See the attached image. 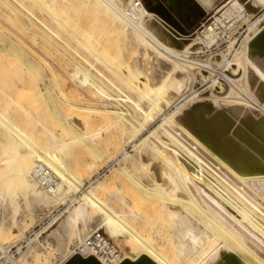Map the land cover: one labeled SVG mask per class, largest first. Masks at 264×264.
<instances>
[{"label": "bare ground", "instance_id": "6f19581e", "mask_svg": "<svg viewBox=\"0 0 264 264\" xmlns=\"http://www.w3.org/2000/svg\"><path fill=\"white\" fill-rule=\"evenodd\" d=\"M116 1L89 0V3H86L88 6H92L98 11L105 22H109L108 24H112L111 26L119 28L120 31L125 33V36L127 33L126 26L128 25L136 33V35L133 36L136 45H138V47H144L145 50L150 47L156 58L161 56L166 57L173 62L174 71L178 69L182 70L187 67L201 66L202 63L190 61L191 59H189L188 56L187 58L185 57L183 51L187 50L189 45L183 48L182 51H177L173 49L172 46L164 44L158 36L153 35L143 28L139 21H133L131 18L133 14L131 12L127 13L119 10L120 7L118 8L116 6ZM189 1L192 2V5L200 6V8L202 7V9L207 12L214 11L216 14L222 12L221 16L216 18L214 23L206 26L203 31L207 34V37L211 36L208 39L209 43H213L218 37L213 33V28L220 18H233V16L236 15L239 16L237 18L248 17L257 13L264 5V0H227L222 3V0H173L171 2H174L176 7H180L181 3L183 7H188ZM73 5V0H12L9 2H7V0H0V7L4 9V13L1 14V16L7 15L6 19H8V21L10 20L9 22H12L15 26L19 24L26 32H36V30H39L45 34V30L48 31L47 28L49 29V27H47L48 25L44 23L42 18V20L40 19L39 15L45 18L48 17L55 23L54 26L58 25L66 30V38L76 41L79 45L81 44V48L84 49V51H88L92 54L94 56V60L92 59L93 61L96 59L97 63H104V53L99 55L95 47H92L91 44L90 47L87 41L83 40L67 26L65 18L63 17ZM135 7V11H137L139 15V11L137 10L138 5ZM34 10H36L39 15H37ZM61 15H63V17ZM9 22L8 24H11ZM231 23L230 21V25L226 28V31L232 30L233 24ZM166 24L167 23H165V25ZM256 24L254 23L253 27L256 26ZM20 26L17 27L22 28ZM261 27L262 29L258 31L253 41L251 40L249 43V49L246 48V50L252 53V58H247V62L251 66L253 83L258 86V90L264 95V23ZM63 29L62 31L64 32ZM173 32L177 33L178 31L173 30ZM37 33L40 34L39 32ZM51 33L56 34V31H52ZM170 34L171 37L176 38L172 33ZM56 36L58 35H54V38ZM177 36L181 37L182 35L178 34ZM207 37L204 38L207 40ZM5 38L6 37L1 39L2 46L0 47V54L16 53L15 49L12 50L13 44H9L8 41V43H5ZM143 40L148 47L147 45L145 47L142 42ZM60 44L62 45V43H59V47ZM93 44V46L96 45V43ZM54 46H56V44ZM65 47L66 46H64V48ZM97 47L99 46L96 45V48ZM145 50L144 53L146 52ZM107 51L110 53L109 50ZM62 52L63 51H61V53ZM69 52H67V54ZM76 52L77 51H75V53ZM105 53L107 52L105 51ZM63 55L66 54L64 53ZM82 55H84V53ZM143 55L142 57H144ZM60 60L61 59H59V61ZM69 60L73 62L72 58ZM77 60V62H79L78 64H81L84 69L85 66L86 68L91 67L86 57L79 56ZM9 62L13 61L10 60ZM23 62L26 68L31 70L30 72L34 73V70H37L31 62ZM67 62L69 61L64 60L63 62L65 68L69 65ZM65 64L68 65L66 66ZM78 64H73L71 80H73V82L76 81L80 89L86 88V92L88 91L89 95H99L101 98L107 101H113L116 104H129L134 109V113L140 114L138 115L140 117L139 119L136 116L133 118V116L132 122L129 121L134 124L135 128L132 130L123 123L122 116H125V114L120 117L119 114H117L118 117L114 118L113 121L111 119V121L106 123V125L104 124L103 127L88 132L86 129L87 126L84 125L83 127L78 121H74L72 116L74 111H70L71 109L68 110L70 102L68 104L58 97L57 94L53 96V92L50 91L49 85L54 82H52V78L49 77L50 75L44 74L40 77V84L39 82L37 83L40 86V93L47 92L44 96H48L46 99L51 106L52 122L50 124L52 125L50 126L53 127V131H49L48 129V131L46 129L43 131L39 130L41 134L39 135L43 140V144L38 145L39 143H35L24 132L11 126L13 123L7 120L3 114H0V126L6 130L9 129L11 141L14 142L12 148L3 150V155H6H4V160L9 162L5 168L6 170H4V172H9V174L6 173L9 175L7 178L8 187L15 185L21 186L35 197L43 198L45 196L43 193H45L50 199L55 201L68 202L70 199L68 198L69 195H72V191L75 189L73 177L63 160L66 157V151L68 149L79 147L86 151L89 150L92 153L94 152L97 156L100 144L103 145L101 146L102 149V147H104L103 142H105V146H107L106 142L112 143L110 141L122 140L124 135L128 133L127 137L125 135L126 138L122 142V147L124 148L146 131L144 123H155V115L164 114L166 111L163 109L171 107L167 106V104L169 105L175 98L170 94V91H174L176 95L178 92V94L181 95L183 91L184 83L181 84L169 74L165 75L160 73L162 84L158 83L153 75L149 80L145 76L138 77V88L133 87L127 83L128 81H125L127 87L134 90L138 98L149 105L148 111H143V108H141L136 101H133L127 96H123L121 90L119 92L122 96L117 95V97H115V95L112 96L108 94L104 90L103 85L101 86L97 83L98 81L95 82L90 79L89 74H87L88 70H85V72L80 65L77 66ZM196 69L198 68L189 70L191 77H193L192 73H195L194 70ZM36 72L34 74H36ZM137 72L138 70L134 67L133 74H137ZM236 82L237 81H232V83L235 84ZM108 84L113 87L114 90L118 91V88L112 82H108ZM19 91L17 90L16 92L18 95ZM75 92L77 93V91ZM247 94V97H249L251 101L249 111L246 109L247 112L244 109L242 111H236V114L232 115L227 113V110L222 111L220 109V111H217V109L213 108L215 107L214 104L212 107L201 105L190 115L185 114L187 115L185 116V120L175 119V113L164 117L162 125L158 127L164 135V139L158 136L157 132H153L152 135H154L160 143H157L160 145L159 150L162 152L161 148L163 147L172 157H169L170 155H167L168 157H166V155L161 157L158 163H155L153 172L151 170V168H153L151 165V168H146L147 170L145 169L146 171H144V182L135 178H126L128 182L137 187L143 199L152 203L160 210H163L164 218L167 217L173 220L175 229L173 232L174 236L171 237L172 239L169 241H174V244L167 243L168 246L170 245L176 250V256L179 257L181 264H264V241L256 234L258 233L264 237V117L257 114V112L260 111L264 115V105L260 104L252 93H248L247 91ZM185 96L186 95L183 94L178 97L172 108L178 106L183 97L186 98ZM88 106L90 105L88 104ZM24 107L25 106L22 107V110ZM181 107L182 106L176 107V109L178 110ZM19 110L18 107V111ZM22 110H20L21 113H25L24 111L22 112ZM234 110L235 109H233V111ZM79 114L81 115L82 113L78 111V116L80 117ZM82 116L81 118L85 120L83 118L85 114L83 117ZM109 116L113 118L111 115ZM237 119H240L242 125L239 123L240 121H237L240 126H234V124H236L235 120ZM187 122L188 125L186 124ZM166 126L168 127L165 128ZM248 130L251 134V138H255L251 140L250 143H248V140H246L247 142L245 141V137L242 138L243 132L247 131L245 135L249 134ZM162 134L160 135L162 136ZM74 150H76V148ZM138 150L139 149L136 151L138 152ZM102 151L103 150H101V152ZM156 156L158 155H155V159H158L159 157L156 158ZM140 159V156L139 159L138 157L134 159L131 157L130 164L133 168L135 167L136 170L137 167H141ZM77 161H75L76 164L78 163ZM183 161L188 163L190 168H188ZM38 166L47 168L57 179L55 188L50 189L49 192L43 191L32 178V173ZM119 193H121V189H119ZM104 198L107 202H103L101 207H99L101 228L105 227L109 236L113 237L116 241L128 243L130 249L133 250L139 247L141 250L147 252L134 257L124 256L123 259L115 264H128L146 260L152 264H173V261L169 259L168 255L166 256V254L169 253L168 250V252L163 255L162 252L154 248L151 241H149L150 239L143 237L141 232L136 228L138 224L152 228L153 225H155V221L153 222L152 220L154 216L146 215L143 217L140 214V210L133 209L134 207L129 209L128 207L131 205L127 204L121 197H115L116 200L113 201H115L116 205L119 204L122 206L126 204L128 206L126 208L131 210L129 213L124 214L122 213L123 211L119 212L114 209L115 207L111 204L109 205L110 195H106ZM73 200H75V198L69 201ZM85 208V205L81 204L73 209L71 217L69 218L72 227L78 225ZM128 218L133 222V225L127 222ZM151 230H153V228ZM255 231L256 233H254ZM164 246L166 247L167 245ZM3 247L4 246H0V250ZM173 249L171 250L173 251ZM169 254L171 255V253ZM73 261L77 262V264H101L97 258L92 256L85 258L78 256L73 258ZM18 262L19 260H14L11 264H18Z\"/></svg>", "mask_w": 264, "mask_h": 264}, {"label": "rangeland", "instance_id": "374dc122", "mask_svg": "<svg viewBox=\"0 0 264 264\" xmlns=\"http://www.w3.org/2000/svg\"><path fill=\"white\" fill-rule=\"evenodd\" d=\"M9 1L12 0H7V2ZM84 1L73 0V9L70 8L69 11L64 14V17L63 15L61 16L65 18L67 26L72 31L77 33V35L83 40L87 41L90 47L92 45V47H95L96 51L98 50L97 53L99 55L104 53V63L99 61V63H97L96 59L93 61L94 56L88 51H84V49L81 48V44L79 45L76 43V41L66 38V30H64L61 26H54L55 23H53L51 19L39 15L36 10H34L36 14L39 15L40 19L42 18L44 23L48 25L46 26L49 27V29L47 28L48 31L44 29L46 32L45 34L39 30H36V32H26L24 31L25 29L19 24L15 26L12 22H9L10 20L8 21V19H6L7 15L1 16V14L4 13V9L0 7V47L2 46L1 39L6 37L5 43L9 42V44H13L12 50L15 49L16 51V53H4L5 56L4 54H0V114H3L7 120L13 123L11 126L21 132H24L35 143H39L38 145L43 144V140L40 138L41 134L39 133V130L43 131L44 129H48L49 131H53V127L50 126L52 125L50 124L52 122L51 106L46 99L48 96H44L47 92L40 93L39 86L40 77L45 74L50 75L49 77L52 78V82H54L53 84L51 83L52 85H49L50 91L53 92V96L54 94H57L58 97L63 99L68 104L70 102L68 105L70 106L68 110L71 109L70 111H74L72 114L74 121H78L83 127L84 125L87 126L86 129L88 132L103 127L104 124L106 125V123L110 122L111 119L113 121L114 118L118 117L117 114H119V117L125 114V116H122L123 123L132 130L135 128L134 124L131 123V120L135 118V116L139 119L140 117L138 115L140 114H137L136 112L135 114L134 109L129 104H116L113 101H107L101 98L99 95H89V92H86V88L80 89V87L77 85L78 83L71 80V75L73 74V64L76 65V63H79L77 62V58H79V56L86 57V59L89 60L88 62L91 67L86 68L85 66L84 69L81 64H78L77 66L80 65L84 71L88 70L87 74H89L90 79L94 80L95 82L98 81L97 83H99L101 86L103 85L104 90L112 96H122L119 92L121 90L123 96H127L133 101H136L139 106L143 108V111H148L149 105L143 100H140L134 90H131L127 87V83H129L133 87L138 88V77L145 76L149 80L153 75V77L156 78V81L162 84L160 75L162 73L165 75L169 74L181 84L184 83L181 95L185 93L188 94H185L186 98L183 97V101L180 102L178 106H176H182L177 110L176 107L172 108V106L181 95L178 94L179 92L176 95L174 91H170V94L175 98L172 100V104L170 103L171 105L167 104V106L171 107H168V110L163 109L166 111L164 114L161 113V115L159 114L160 116L155 115V123H144L146 131L124 148L122 147V142L127 137L128 133L125 134L126 137L124 135L122 140L110 141L112 143L106 142L107 146H105V142H103L104 147H102V149L101 146L103 145L100 144V149L97 152L98 157L95 155L96 153L94 154V152L92 153L89 150L86 151L83 148L81 149L79 147H72L74 149L76 148V150L68 149L66 151V157L63 160L75 182V189L72 191V195H69L68 197L70 198L69 200L72 198H75V200L69 201L67 199L68 202L55 201L50 199L45 193H43V195L46 197H35L21 186L15 185L8 187L7 178L9 175L7 174H9V172H4V170H6L5 168L9 162L4 160L6 155H3V150L12 148L14 146V142L11 141L10 133L8 131L9 129L6 130L0 126V230H2L0 231V246L7 247L18 241L27 243L26 245H28V247L24 248L20 255L16 258L19 260L18 264H69L73 258L78 257L71 254V250L75 244H77L79 240H82V238L88 236L95 228L101 227V214L99 207H101L103 202H107L104 197L106 195H110V203L108 202L109 205L111 204L113 207H115L114 209L119 212L123 211L122 213L127 214L131 211L129 209L134 207L133 209L140 210V214L143 217L146 215L154 216L152 219L153 222L155 221V225L152 227L153 230H151L152 228L150 227H144L140 224L136 226L137 230L141 232L143 237L147 239L149 238V241H151L154 248L159 252H162L163 255L169 251L172 256L169 253L166 254V256L168 255L169 259L173 261V264H181L179 257L176 256V250L170 245L169 246L171 248L168 246V243L174 244L173 240V242L169 241L172 239L171 237L174 236L173 232L175 229L173 220L167 217L164 218L163 210H160L152 203H149L143 199L137 187L128 182L126 178H135L141 182H144V171H146L148 168H151L152 166L153 168H151V170L153 172L155 163H158L161 157L165 155L166 157L169 155V157H172L171 154H168L169 152L163 147L161 148L162 152L159 150L160 145L158 144L160 143L156 137L152 135L153 132H157L158 136L163 137L164 139V135L158 127L162 125L163 118L167 115L169 116L172 113H175V119L185 120V116L190 115L201 105L212 107L214 104L215 107L213 108L217 109V111H220V109L222 111L227 110V113L232 115H235L236 111H242L244 109L247 112V110L249 111V105L251 106V101L249 100V97H247V91L248 93H252L254 98L260 104L264 105V95L258 90V86L254 85L251 75L252 72L250 69L251 66L247 62V58H252V53L246 50V48L249 49V43L251 40L253 41L254 36H256L258 31L262 29L261 25L264 23V5L258 10L257 13L252 14L253 16L251 15L248 17L237 18L239 16L236 15L233 16L234 19L232 17L220 18V20L215 23L213 33L216 37L218 36L221 40H224V38L222 39L221 35L215 32V28H217L218 25L225 27V25L229 24L230 21L232 22V30L229 32V36L225 37V39H231L230 43L232 44L234 43L233 41H235L234 39L238 37V34L233 36L236 27L246 24L250 34L245 39L243 35L238 39L234 48L236 53L232 59L233 62L244 71L243 77L237 78L238 76H234L237 71L235 69L236 67L233 66L230 72L233 74L232 78L236 79L233 80L237 81L236 84L233 83V87H230V89L227 87H215L213 89V82H216V77L209 79L210 76H208L206 72L199 71L201 66L209 64L208 53L203 52L201 47L202 45L209 47L214 44V42H217L218 37L213 43H209L208 39L211 36L207 37V34H205L203 31L206 26L214 23L215 19L219 18L222 12L216 14L213 11L208 13V15L201 16L196 15L194 12H190L191 16L187 23L185 33L175 21H172L171 18L167 16L166 11L156 0H113L116 1V6L121 8H119V10L125 11L127 13L131 12L133 14V17H131L133 21H139L143 28L151 32L153 35L158 36L164 44L172 46V48L177 51H182L183 48H186L189 45L187 50L183 51L185 57L187 58L188 56L189 59H191L190 61L199 62L200 64L202 63L200 67H187L183 68L182 70L178 69L174 71L173 62L168 60L166 57L161 56L156 58L150 47L146 48V50L142 46L138 47L133 39V36L136 35V33L128 25L126 26L127 33L125 36V33L120 31L119 28L111 26L112 24H108L109 22H105L103 17H101V14L92 6H88L87 3H89V0ZM226 1L227 0H225V2ZM171 4L174 6L173 3ZM136 5H138L137 10L139 11V15L138 12L135 11ZM91 7L95 11H93ZM186 8L187 7L182 6V3L180 4V7L174 6V10L177 13H181ZM213 14L215 15L214 20L212 23H210L211 20H209V17ZM8 22L11 24H8ZM165 23H167L169 27H167ZM202 23L205 25L203 28H200ZM254 23L257 24L253 27ZM17 26L22 28H18ZM228 26L226 28H228ZM226 28L223 29L222 33L220 34H225ZM173 30H177L178 32L174 33ZM52 31H56L58 36L54 38V35L56 34L51 33ZM37 32H39L41 35ZM170 33L176 36L178 40L174 37H171ZM178 34L182 36H177ZM204 37H207V40ZM60 42L62 45L60 44L59 47ZM142 42L146 47L147 44H145L144 40ZM93 43H96V45H98L100 48H96V45L93 46ZM55 44L57 48L54 46ZM63 45L66 46V50ZM62 48L64 49L60 50ZM107 50H109L110 53H108ZM144 50L146 51L145 53ZM61 51H63V54L65 53L68 56L63 55ZM75 51L77 52L75 53ZM105 51L108 54L105 53ZM67 52L69 53L67 54ZM219 52L221 53V57L226 56V54L229 53V48H226L225 45H222ZM83 53L85 56L82 55ZM142 55L144 57H142ZM71 58L73 62L69 60ZM9 59L14 63L9 62ZM59 59L62 61H59ZM64 60L71 62H67L69 65L65 64L71 68L64 67ZM220 60L221 58L217 56L213 57L210 62L214 66L219 67ZM23 61L31 62L33 66L37 68V70H34V73L36 71L38 72H36V74L30 72L31 70L26 68ZM224 62L225 64H228L227 60H224ZM134 67L138 70L137 74H133ZM195 68L198 69L194 70L195 73L193 72V77H191L189 70H193ZM125 81L128 82L126 83ZM37 82H39V84ZM108 82H112L118 88V91L114 90L113 87L108 84ZM218 82L221 81L219 80ZM218 85L219 84L217 83V86ZM17 90H20L18 92L19 95L16 93ZM75 91H77V93ZM190 99H192V101L187 102ZM88 104L90 106H88ZM23 106L26 107H24L26 110L24 108L22 110ZM18 107L20 110H22V112L24 111L25 113H21L20 110L18 111ZM232 108L235 110L233 111ZM78 111L79 113H82L81 115L79 114L80 117L78 116ZM7 114L11 115L8 116ZM257 114L264 117L263 113L260 111H258ZM109 115H111L113 118H111ZM81 116L85 120H83ZM235 121L237 125L234 124V126H240V119ZM237 121L240 122L238 123ZM186 124L188 125V122ZM167 127L168 126L165 128ZM246 132H243L242 138L245 137V141L248 140V143H250L251 140H254L255 138H251L249 130L248 133L250 135H245L247 134ZM159 133L162 134V136ZM137 149H139L138 152L136 151ZM101 150L103 151L101 152ZM156 154L158 155L156 158L159 157L158 159H155ZM139 156L141 158V167H137L136 170V168L134 167V169L130 164V161L131 157H133V159L138 157L139 159ZM75 161L78 162V165L75 163ZM184 163L188 166V168H190L188 163ZM119 189H121V193H119ZM115 197H121L127 204L131 206L128 207L126 204L122 206L119 204L116 205L115 201H113L116 200ZM81 204L85 205L86 208L80 217L78 225L76 227H72L70 225L69 218L71 217L73 209ZM129 221L131 220L128 218L127 222L131 224L133 223L132 221ZM37 227L39 229L42 228L43 230L45 228L44 233L38 238H35V236L29 237V233L33 232ZM102 230L106 233L111 243L122 255V259L124 256L134 257L142 253H147L144 250H141L139 247L134 248L133 250L130 249L128 243L119 242L113 237H110L106 232L105 227H102ZM254 233H256V231ZM256 234L264 241V237L262 235H259L258 233ZM175 239L178 240L177 238ZM164 245H167L168 249L167 246L165 247ZM171 249H173V251Z\"/></svg>", "mask_w": 264, "mask_h": 264}, {"label": "built area", "instance_id": "2783aa9c", "mask_svg": "<svg viewBox=\"0 0 264 264\" xmlns=\"http://www.w3.org/2000/svg\"><path fill=\"white\" fill-rule=\"evenodd\" d=\"M211 20L210 23L213 22L214 20V14L209 17ZM205 24H201L200 28H203ZM229 24L224 26H217L215 28V32L219 35L222 36L221 40L218 38L217 42H214L211 46H205L202 45V51L208 53V62L209 65H204L202 68L199 69V71L206 72L208 74L209 79H212L213 77H216V82H213V89L215 87L222 88V87H227L230 89L232 87L233 80V74L230 72L232 70V67H236L237 73L234 74V76H238L237 78H242L243 77V70L239 68L234 62L233 58L236 53L234 50L236 43L238 39L243 35L244 39L247 38L250 34L248 30V26L246 24L240 25L236 27L235 32L233 34L237 35L238 37L234 39V43H230L229 38L225 39V37L229 36V31H226L225 34H220L222 33V30L225 29ZM228 30V29H227ZM222 45H225L226 48H229V53L226 54V56L221 57L220 47ZM231 55V56H230ZM219 56L221 58L219 67L214 66L210 61L212 60L213 57ZM224 60L228 61V64H225ZM221 82H218V81ZM217 83L219 84L217 86ZM188 94V93H185ZM184 99V98H183ZM181 100V102L183 101ZM192 101V99L188 100L187 102ZM42 169V170H41ZM32 178L33 180L38 184V186L43 189L45 192H49L50 189L55 188L57 179L55 176L45 167H40L38 166L36 169H34V172L32 173ZM45 230V228H44ZM44 230L41 228L39 229L38 227L34 229L33 232L29 233V237L35 236V238L40 237L43 233ZM27 243H24L23 241L21 242H16L10 246L3 247L0 250V264H11L14 262V260H17L16 258L20 255L22 250L28 245ZM30 244V243H29ZM72 255L74 256H80V257H89L92 256L94 258H97L101 264H115L119 262L122 259V255L119 253V251L116 249V247L111 243L109 238L107 237L106 233L102 230L101 227H97L94 230L91 231V233L82 238V240H79L77 244L72 248L71 250Z\"/></svg>", "mask_w": 264, "mask_h": 264}, {"label": "crops", "instance_id": "0c3cea01", "mask_svg": "<svg viewBox=\"0 0 264 264\" xmlns=\"http://www.w3.org/2000/svg\"><path fill=\"white\" fill-rule=\"evenodd\" d=\"M156 1H158L160 5L162 6V8L166 11L167 16L171 18L172 21H175L179 25L181 30L185 33H186L187 23L190 20V16H191L190 12H194L196 15H199V16L208 15V13L211 12V11L207 12L206 10L202 9V7L200 8V6L199 7L197 5L194 6L192 5V2L189 1V6L185 10H183L181 13H177L174 10V6H175L174 2H173L174 6H172L171 4L172 2L170 0H156ZM224 1L225 0H222L221 3ZM166 26L169 27V25L167 24ZM75 263L77 264V262H74L73 260L69 262V264H75Z\"/></svg>", "mask_w": 264, "mask_h": 264}, {"label": "water", "instance_id": "95a60500", "mask_svg": "<svg viewBox=\"0 0 264 264\" xmlns=\"http://www.w3.org/2000/svg\"><path fill=\"white\" fill-rule=\"evenodd\" d=\"M128 264H152L151 262H149L148 260L143 261V262H133V263H128Z\"/></svg>", "mask_w": 264, "mask_h": 264}]
</instances>
